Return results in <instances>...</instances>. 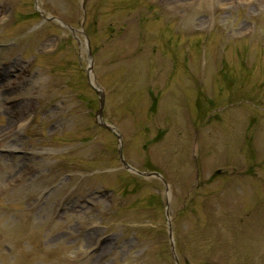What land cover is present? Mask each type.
Here are the masks:
<instances>
[{
  "label": "rangeland",
  "instance_id": "rangeland-1",
  "mask_svg": "<svg viewBox=\"0 0 264 264\" xmlns=\"http://www.w3.org/2000/svg\"><path fill=\"white\" fill-rule=\"evenodd\" d=\"M88 50L178 264H264V0H0V264H175Z\"/></svg>",
  "mask_w": 264,
  "mask_h": 264
},
{
  "label": "water",
  "instance_id": "water-1",
  "mask_svg": "<svg viewBox=\"0 0 264 264\" xmlns=\"http://www.w3.org/2000/svg\"><path fill=\"white\" fill-rule=\"evenodd\" d=\"M81 9L83 12V20L85 18V6H84V1L82 2L81 5ZM44 20H55L58 21L60 24H62L64 27L70 29L71 31H78L77 29H73L70 26L66 25L60 18L55 17V16H45L42 15ZM83 22V21H82ZM84 33V32H83ZM88 58H89V65H88V69L86 70L87 73V78L88 81L90 83V85L93 87V89L95 90L97 96H98V109L95 112V122L99 125L102 126L112 132L115 133V136L117 138V143H118V147H117V152H118V156L120 159V162L122 163V165L126 168L129 169L141 176L144 177H149V176H155V177H159L160 179H162L164 186H165V191H166V200H165V215H166V219H167V223H168V237H169V243H170V248H171V254L174 257L175 263L178 264V261L175 257L174 254V241H173V236H172V232L171 229L169 227V213H168V206H169V191H168V185L166 183V181L164 180V178L162 177V175L159 172L156 171H146V172H142V171H138L135 168H133L132 166H130L129 164H127L123 157H122V152H121V136L119 134V132L117 131L116 127L106 123L103 120V106H104V101H105V94L103 89L97 84V82L94 79V75L91 74L92 73V57L91 54L88 50Z\"/></svg>",
  "mask_w": 264,
  "mask_h": 264
}]
</instances>
